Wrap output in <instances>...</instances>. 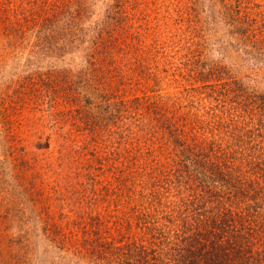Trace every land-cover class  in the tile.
<instances>
[{"label":"rangeland","instance_id":"374dc122","mask_svg":"<svg viewBox=\"0 0 264 264\" xmlns=\"http://www.w3.org/2000/svg\"><path fill=\"white\" fill-rule=\"evenodd\" d=\"M260 40L264 0H0V264H104L133 242L168 258L208 214L206 172L185 148L198 159L219 146L212 168H236L238 193L215 186L212 202L249 210L250 151L264 160ZM239 116L251 120L229 144L217 123ZM156 161L183 165L179 189L154 183ZM258 212L244 264L264 243Z\"/></svg>","mask_w":264,"mask_h":264},{"label":"trees","instance_id":"16d2710c","mask_svg":"<svg viewBox=\"0 0 264 264\" xmlns=\"http://www.w3.org/2000/svg\"><path fill=\"white\" fill-rule=\"evenodd\" d=\"M243 22V21H242ZM246 41V40H245ZM247 41H251L250 38H247ZM264 43V41H263ZM258 45V48H261V52L259 53V57L264 63V48L261 43V40L258 43H255ZM262 63V62H261ZM264 66V64H262ZM264 73V72H263ZM264 74L261 73V75L257 78V84L260 86V88H257V90L261 91V87H263L264 90ZM236 107H233V111L236 110ZM242 111V109H241ZM242 118V116H239ZM245 118V117H243ZM241 119L239 123L233 122L232 125L228 128L227 122L225 124L220 120L218 121V126L226 128L231 130L230 135H226L227 137H230L227 142L231 144L229 141L231 138H234L238 135V132H242L246 129V126L249 125L248 120H251V117ZM246 123V124H245ZM247 130V129H246ZM181 140V138H180ZM182 143L179 144L180 147H174L173 149L176 150L177 154L179 156H182L183 152V140H181ZM236 145V144H233ZM219 148V146H215L212 144H208V147L202 152L201 158L198 159L194 155V152L191 148H185V154L187 155L186 160H188L191 164H194L196 168L201 167V170L205 171L204 173V190H206L205 198L207 199L206 202L204 200L202 201L201 205L202 208L207 212L208 214L204 215L205 219H203L200 215V217H195V221H191V224L184 228L183 230V240L184 243L177 245L173 242H169L171 244V247H168L166 249L165 246V254L166 252L169 253V257L165 258L162 256L163 250H144V251H138L135 250V244L137 243H127L126 245H130L133 250L129 251L131 252L130 257L124 256L122 259L115 261L114 259H107V261L104 264H133L134 257H137V261L139 264H244L243 262V256L248 255V253L252 252L253 245L250 241L249 235L253 233V222L255 215L259 213L258 210L261 208H264V160L257 161L256 155L249 153L251 157H253V162H250V166L254 165L257 168V181H251V186L248 184L246 187V191L244 190V194H247V198L251 201L250 209L246 212H238L235 214H230L228 211L223 208V205L221 201L212 202L213 195H215V192L217 191L216 187L221 189V191H232L235 193L237 192V182L235 185H233L234 181H236V168L232 167L233 171L230 169L223 170L224 176L226 174H231L230 177H225L217 173L213 168V164L210 162V160L214 157V154L216 159L220 160V158H225V155H220L219 150L216 149ZM234 153H238V150H234ZM239 154V153H238ZM170 155V154H169ZM174 159L177 160L174 156ZM227 162L226 160L222 163ZM209 163V164H208ZM153 164V163H152ZM155 164V165H154ZM154 166L148 167V171H156V174L153 175L152 173L150 176L153 178L154 183H156L157 186H160V189H179V184L182 183V175H179L177 172L183 171V165L182 170L176 167V172L170 170H165L167 168V165L164 163L163 167L162 164L158 161L154 162ZM182 164V163H181ZM178 165V164H177ZM134 172L136 175H140L141 177L145 176L144 172L147 170V166L145 164H137L134 167ZM226 169V167H225ZM162 175V181L160 183V178ZM132 176V175H131ZM130 176V177H131ZM193 176V175H192ZM237 176H239L237 174ZM155 178V179H154ZM127 180V179H126ZM176 181V183L174 182ZM159 182V183H158ZM168 183L172 184L175 183V186H171ZM163 186H161V185ZM213 185V186H212ZM216 186V187H215ZM151 187V185H150ZM153 190L152 192H156L154 189H158L156 187H151ZM234 189V191H233ZM158 191V190H157ZM157 192L154 195H156ZM240 195V193H239ZM220 197V196H217ZM207 204H213V210L209 207H206ZM213 212V213H212ZM261 212V211H260ZM262 213V212H261ZM141 215V213H140ZM150 216L151 221L148 222L147 225H144L147 230L157 231L158 228L156 227L157 219L156 216L151 217V214H142V217ZM264 216V215H262ZM169 218V217H168ZM143 219V222L145 223V220ZM156 219V220H155ZM169 220H171L169 218ZM173 221V220H172ZM142 222V223H143ZM201 222L204 223V226H201ZM186 223V222H185ZM185 223H183L185 225ZM210 223L212 225H210ZM208 225V226H207ZM264 225V224H263ZM181 228V227H180ZM208 228V229H207ZM160 229V228H159ZM263 229V227H262ZM178 231V229H176ZM255 232V231H254ZM146 234V232H145ZM177 234V233H176ZM254 235V234H253ZM139 240H142V238H139ZM155 242V241H153ZM152 242V243H153ZM164 243V242H163ZM165 243V245H169ZM174 245V246H173ZM129 246V248H130ZM127 249V246H126ZM125 249V250H126ZM124 250V249H123ZM142 250V249H140ZM128 251L124 252L125 255L129 253ZM153 253V257L149 259V254ZM256 258L255 260L250 262V264H264V243L262 246H260L259 250L256 251ZM148 255V258H146ZM118 259V258H117ZM136 264V263H134Z\"/></svg>","mask_w":264,"mask_h":264}]
</instances>
